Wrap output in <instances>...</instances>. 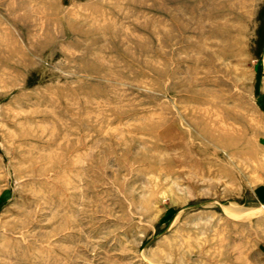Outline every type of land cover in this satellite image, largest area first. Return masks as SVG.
<instances>
[{
	"label": "rangeland",
	"instance_id": "374dc122",
	"mask_svg": "<svg viewBox=\"0 0 264 264\" xmlns=\"http://www.w3.org/2000/svg\"><path fill=\"white\" fill-rule=\"evenodd\" d=\"M0 264H264V0H0Z\"/></svg>",
	"mask_w": 264,
	"mask_h": 264
}]
</instances>
